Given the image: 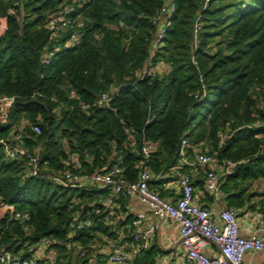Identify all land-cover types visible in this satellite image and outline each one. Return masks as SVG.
<instances>
[{
	"label": "trees",
	"instance_id": "16d2710c",
	"mask_svg": "<svg viewBox=\"0 0 264 264\" xmlns=\"http://www.w3.org/2000/svg\"><path fill=\"white\" fill-rule=\"evenodd\" d=\"M164 3L0 0V18L6 21L0 34V96L14 98L7 121L0 123V141L22 128L31 152L42 147L41 174L60 173L62 161L77 153L85 172L117 164L134 181L145 139L156 144L147 160L150 186H156L178 165L183 138L191 147L206 145L214 152L223 131L228 138L217 158L236 163L225 178L264 179V0H174V12L163 17ZM70 5L84 22L78 42L68 44L70 31L49 41L47 18ZM111 92L113 99L103 107L87 112L78 107ZM33 124L40 126V136L29 130ZM125 128L132 130L135 147ZM221 188L227 191L226 184ZM126 200L96 187L69 189L29 177L25 160H5L0 146V201L27 214L28 227L24 231L9 217L0 219V252L35 255L52 264H106L94 247L96 235H111L114 225L127 226L132 216L113 225L103 219L104 207ZM86 220L91 226L76 230ZM75 245L83 250L73 261Z\"/></svg>",
	"mask_w": 264,
	"mask_h": 264
},
{
	"label": "built area",
	"instance_id": "2783aa9c",
	"mask_svg": "<svg viewBox=\"0 0 264 264\" xmlns=\"http://www.w3.org/2000/svg\"><path fill=\"white\" fill-rule=\"evenodd\" d=\"M175 10L174 0H165L160 15L165 17L172 14ZM74 6H64L57 12L49 16L44 24L48 31L49 41H55L62 33L70 31L68 44L78 42L79 30L84 27V22L78 15H73ZM12 13V11H10ZM3 27L0 26V34L6 29L5 18ZM198 18L193 25V44L196 42L198 32ZM160 35L158 36V39ZM49 58L44 63L47 64ZM193 65L195 62L193 61ZM201 89L204 93V85L200 79ZM115 95V92L101 93L91 104L80 103V110L87 112L92 108H100L107 105ZM198 93L195 97H198ZM14 103L13 97L0 96V123L7 121L8 114ZM34 136H40L42 130L39 125L33 124L29 127ZM124 132L128 137V143L131 147L137 145L134 140V134L130 128H125ZM22 128L11 136L9 140L0 141L4 159L25 160V174L29 177H43L62 187L74 188H92L107 190L113 196L129 198L136 197L140 203L145 205L152 214L159 220L170 218L178 224V236L181 250L187 264H246L244 258L248 252L264 253V239L258 236L244 238L239 234L235 210L229 207H221L217 212L208 210L195 203L194 177L202 174L204 181V190L209 198L215 203L223 197L221 188L222 180L225 176L231 174L232 168L236 163L221 160L217 158L218 151L224 146L228 138L227 132L219 131L217 134V149L214 152L202 150L199 146L191 147L188 141L183 138L179 144L178 156L179 162L177 169L187 168V173L181 174L177 180L178 197L175 202L161 197L156 191L150 188L153 176L147 164L150 154L156 150V144L151 141L141 139L140 151L144 160L139 164V171L134 181H129L123 174V169L115 164L109 169L100 172H85L80 165L77 153L71 154L67 159L62 161L63 170L56 175L41 174L39 169V157L42 153L41 146H34L32 152L23 143ZM189 149L191 154L188 155ZM244 163V161H242ZM221 165L222 173L216 169ZM102 203L101 198L98 199ZM116 205V204H114ZM0 207L7 210L13 209V213L7 211L5 217H9L14 222L22 225L24 231L28 227L24 225L27 220V214H24L12 205L3 204L0 201ZM105 221H112V205L105 204ZM98 211H94L97 214ZM146 217L143 213H138L131 222L121 229H118L117 238H131L132 244L138 246L140 251L148 248L152 238V228L140 230ZM75 224L72 223L71 226ZM91 226V221L86 220L79 222L74 227L76 230H83ZM115 232V229H114ZM207 246H213L217 255L211 256L204 253ZM106 264H140L135 261L134 257L122 251H107L99 259ZM1 264H52L50 261H39L33 255L32 257L22 258L21 255H15L9 251L0 252ZM165 264V263H159Z\"/></svg>",
	"mask_w": 264,
	"mask_h": 264
},
{
	"label": "crops",
	"instance_id": "0c3cea01",
	"mask_svg": "<svg viewBox=\"0 0 264 264\" xmlns=\"http://www.w3.org/2000/svg\"><path fill=\"white\" fill-rule=\"evenodd\" d=\"M3 25L4 22L0 19V26L3 27ZM201 146L199 147L202 150L209 151L208 146ZM216 169L221 174L224 168L219 164L216 166ZM182 173L183 171L177 169V167L172 168L160 177L159 185H152L150 187L158 191L161 197L175 202L178 197L176 180ZM224 180L222 184H226L227 191L223 190V197L218 203H215L205 193L202 174L195 176L194 182H198L194 186L195 203L213 212H217L221 207L232 208L236 213L240 236L249 238L254 235L264 239V179L244 180L237 176L235 178H225ZM109 204L112 205L113 212L120 213V217L112 220L114 224H117V220H124L128 216H132L133 219L138 213L145 214L146 219L140 230L152 228V238L148 248L140 251L138 246H135L128 240L124 241L121 238H117L116 235H118L119 228L113 224V233L111 235H96L97 244L95 247L100 248V252H126L134 257L136 262L138 261V263L141 262L143 264H187L179 244L178 224L176 221L170 218L157 219L151 210L140 203L136 197H129L121 204ZM203 251L206 255H217L216 249L213 246H207ZM46 257L49 260L51 259L49 253H47ZM244 262L246 264H264V253L248 252L245 255Z\"/></svg>",
	"mask_w": 264,
	"mask_h": 264
},
{
	"label": "rangeland",
	"instance_id": "374dc122",
	"mask_svg": "<svg viewBox=\"0 0 264 264\" xmlns=\"http://www.w3.org/2000/svg\"><path fill=\"white\" fill-rule=\"evenodd\" d=\"M207 148H208V147H207ZM208 149H209V148H208ZM111 216H112V218L116 219L117 217H120V213L118 214V212H116V213L113 212V214H112ZM113 216H116V217H113ZM114 219H113V220H114ZM110 224H114V221H111ZM96 244H97V243L94 244V247H95ZM71 249H72L71 258H72V260L74 261V260L77 258V256L79 255V252L81 253L83 249H81V248L78 247L77 245L73 246V248H71ZM70 252H71V250H70Z\"/></svg>",
	"mask_w": 264,
	"mask_h": 264
},
{
	"label": "water",
	"instance_id": "95a60500",
	"mask_svg": "<svg viewBox=\"0 0 264 264\" xmlns=\"http://www.w3.org/2000/svg\"><path fill=\"white\" fill-rule=\"evenodd\" d=\"M7 211L10 212V215L13 213V209L7 210L4 207H0V219L4 218V216L6 215Z\"/></svg>",
	"mask_w": 264,
	"mask_h": 264
}]
</instances>
